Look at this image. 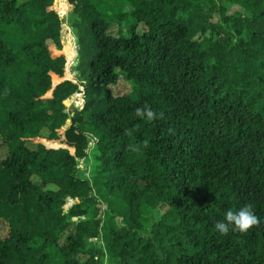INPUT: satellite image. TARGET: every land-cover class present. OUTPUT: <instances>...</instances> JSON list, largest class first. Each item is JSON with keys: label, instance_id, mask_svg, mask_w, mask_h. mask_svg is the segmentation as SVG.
I'll list each match as a JSON object with an SVG mask.
<instances>
[{"label": "trees", "instance_id": "trees-1", "mask_svg": "<svg viewBox=\"0 0 264 264\" xmlns=\"http://www.w3.org/2000/svg\"><path fill=\"white\" fill-rule=\"evenodd\" d=\"M223 1L66 0L74 83L63 0H0V264H264V0Z\"/></svg>", "mask_w": 264, "mask_h": 264}, {"label": "rangeland", "instance_id": "rangeland-1", "mask_svg": "<svg viewBox=\"0 0 264 264\" xmlns=\"http://www.w3.org/2000/svg\"><path fill=\"white\" fill-rule=\"evenodd\" d=\"M137 0H93V2L95 3V5L98 7L99 10H101L102 12H104V14H106L108 17H113L115 15V13L117 12H128L131 10L133 4L136 2ZM64 4L67 7L66 10V14H64V17L66 18L67 16V24L62 23V30L60 33L61 36V43H62V54L64 55L65 59H66V68H65V74H64V78H71L73 79L74 83L76 82H80L81 79L78 77V74L76 72L77 69V62L75 61L71 66H70V71L67 69V53H68V46H69V41H70V27L71 24L69 22L68 19V13H69V5L67 4L66 0H63ZM217 3H223L225 4V2L223 0H216ZM53 9L56 11V13L60 16V18H62V13L61 10L59 8V5L57 4L56 0H54L53 2ZM238 9L236 7H230L229 8V12L233 13L235 11H237ZM121 31L123 33H127L128 32V24L127 23H123L121 26ZM75 35V34H74ZM112 92L115 94H122L125 93L126 91H128V84L121 80L116 86H112L110 87ZM75 106H81V96L79 94L75 95L72 98V102L70 103V105ZM70 126V122L66 123L65 127L68 128ZM4 154V149L3 147H1L0 145V155ZM91 166V159L88 158L86 160L82 159V160H78L76 162V167L78 169H80L82 175L88 177L89 176V168ZM87 168V170H86ZM8 232V227L7 224L4 221L0 222V236L3 237L4 235H6Z\"/></svg>", "mask_w": 264, "mask_h": 264}, {"label": "clouds", "instance_id": "clouds-1", "mask_svg": "<svg viewBox=\"0 0 264 264\" xmlns=\"http://www.w3.org/2000/svg\"><path fill=\"white\" fill-rule=\"evenodd\" d=\"M136 116L148 121H154L163 118L162 112H157L151 106L145 104L144 106L135 109ZM135 129H128L127 134L131 135ZM148 141H144V146L147 147ZM131 150L137 151L139 146H130ZM261 219L256 215L252 204H246L239 207L237 210L229 209L224 219L215 223V228L222 235H228L230 231H239L241 233L247 232L253 227H259Z\"/></svg>", "mask_w": 264, "mask_h": 264}, {"label": "water", "instance_id": "water-1", "mask_svg": "<svg viewBox=\"0 0 264 264\" xmlns=\"http://www.w3.org/2000/svg\"><path fill=\"white\" fill-rule=\"evenodd\" d=\"M68 80L74 82L73 79H71V78H68ZM69 122H70V120H67V123H69ZM64 129H67V128L65 127Z\"/></svg>", "mask_w": 264, "mask_h": 264}]
</instances>
